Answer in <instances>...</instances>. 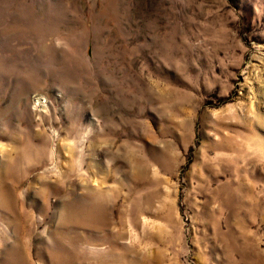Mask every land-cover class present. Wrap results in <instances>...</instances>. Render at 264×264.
Wrapping results in <instances>:
<instances>
[{
	"label": "rangeland",
	"instance_id": "374dc122",
	"mask_svg": "<svg viewBox=\"0 0 264 264\" xmlns=\"http://www.w3.org/2000/svg\"><path fill=\"white\" fill-rule=\"evenodd\" d=\"M0 264H264V0H0Z\"/></svg>",
	"mask_w": 264,
	"mask_h": 264
}]
</instances>
